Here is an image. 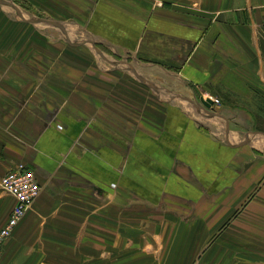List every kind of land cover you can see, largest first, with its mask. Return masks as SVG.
I'll use <instances>...</instances> for the list:
<instances>
[{
	"label": "crops",
	"instance_id": "crops-1",
	"mask_svg": "<svg viewBox=\"0 0 264 264\" xmlns=\"http://www.w3.org/2000/svg\"><path fill=\"white\" fill-rule=\"evenodd\" d=\"M42 6L133 68L0 21V179L41 189L0 264H264V0Z\"/></svg>",
	"mask_w": 264,
	"mask_h": 264
},
{
	"label": "rangeland",
	"instance_id": "rangeland-1",
	"mask_svg": "<svg viewBox=\"0 0 264 264\" xmlns=\"http://www.w3.org/2000/svg\"><path fill=\"white\" fill-rule=\"evenodd\" d=\"M0 2L1 3H7V2L12 3L13 5H15V7L19 11V13L16 14L14 10L10 9L9 7L0 5V21L2 22L1 25L5 24L7 26V23H10L11 21L19 23L21 19L29 20L32 18H40V19H45V20H52L58 23L61 29L69 36V40H67L60 31L47 27L45 25L39 24V23H35V24L33 23V25L28 26L27 29H32V32L34 34L33 36L42 35L49 39H60L64 43H72L76 45H81L83 50L87 49L85 52L91 53L93 57L99 63H101L103 67H106V68L116 67L124 71L132 70L133 67H132V62H130V58L127 56L121 57V56L116 55V53H114L110 48H108V46L99 45L96 43H95L94 48L90 44L86 46L87 44L85 43V41H88L89 43H92L94 41H92L91 36L87 33L86 23L84 22L85 19L87 18L85 17V15L83 14L75 15L71 13L67 15L68 18L67 16H64L68 20L55 21L51 14L45 12L47 9L42 6V0H0ZM58 17L55 16L56 19ZM2 31H4V29ZM55 44L57 43L55 42ZM55 44H52V45H55ZM106 61L112 64V66L111 67L108 66V64H106ZM163 97L168 98L169 96H166L165 94H163ZM198 119L200 120L201 118L198 117ZM246 127L249 128L248 126ZM213 129L216 130L214 132L216 133L217 137H220L221 140L225 138V134H224L225 124L222 120L219 122V125L216 124V126H214ZM244 135L245 134L239 136L236 142L238 141L239 143H241V141H243L245 137ZM256 140L258 142L264 141V139H259V138ZM262 143L264 144V142Z\"/></svg>",
	"mask_w": 264,
	"mask_h": 264
},
{
	"label": "built area",
	"instance_id": "built-area-1",
	"mask_svg": "<svg viewBox=\"0 0 264 264\" xmlns=\"http://www.w3.org/2000/svg\"><path fill=\"white\" fill-rule=\"evenodd\" d=\"M214 106H219L218 99H212ZM40 186L34 173L24 166H18L0 179V191L15 200L6 225L0 230V251L12 232L24 219L33 202L40 194Z\"/></svg>",
	"mask_w": 264,
	"mask_h": 264
},
{
	"label": "water",
	"instance_id": "water-1",
	"mask_svg": "<svg viewBox=\"0 0 264 264\" xmlns=\"http://www.w3.org/2000/svg\"><path fill=\"white\" fill-rule=\"evenodd\" d=\"M0 5L5 6V7H9L11 4L9 2H7V3H1L0 2ZM21 21L22 22H26V23H30V24L39 23V24L45 25L47 27L53 28L55 30L60 31L63 34V36L67 40H69V36L61 29V27L58 25V23H56V22H54L52 20H45V19H40V18H32V19H29V20L21 19ZM85 43L88 44V45L90 44L94 48V45L92 43H89L88 41H85ZM200 105L209 114V116L218 118V116L213 113L212 102L209 99L206 100V101L200 100Z\"/></svg>",
	"mask_w": 264,
	"mask_h": 264
}]
</instances>
